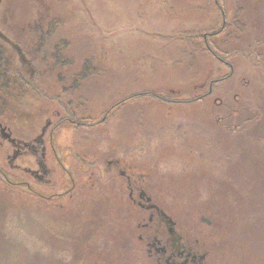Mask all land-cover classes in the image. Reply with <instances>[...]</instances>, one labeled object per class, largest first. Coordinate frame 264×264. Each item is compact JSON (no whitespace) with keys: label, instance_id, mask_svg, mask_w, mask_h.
I'll list each match as a JSON object with an SVG mask.
<instances>
[{"label":"rangeland","instance_id":"1","mask_svg":"<svg viewBox=\"0 0 264 264\" xmlns=\"http://www.w3.org/2000/svg\"><path fill=\"white\" fill-rule=\"evenodd\" d=\"M259 1L245 4L244 18L241 0H0V105L7 103L0 124L17 145L0 137V264H157L137 235L165 242L167 233L156 220L139 232L149 214L122 191L120 171L206 253L207 264H264L263 86L259 81V138L251 144L255 112L239 105L241 132L226 155L221 129L206 113L209 60L191 85L184 65L172 64L179 47L162 39L178 27L215 22L222 47L227 34V47L240 57L246 35L245 51L258 59ZM218 68L219 77L229 74L221 62ZM69 100L77 127L60 126L56 114ZM48 122L49 185L26 172L43 175L24 146ZM55 245L75 252L55 256Z\"/></svg>","mask_w":264,"mask_h":264},{"label":"flooded vegetation","instance_id":"2","mask_svg":"<svg viewBox=\"0 0 264 264\" xmlns=\"http://www.w3.org/2000/svg\"><path fill=\"white\" fill-rule=\"evenodd\" d=\"M224 24H226V21H223L222 28ZM226 40H227V34L225 35L223 39V47H222L223 59L221 60V63H222V69L228 70L229 74L223 78L224 89H223V94L219 102V105H220V111H221V115H220L221 145L223 147L221 150L227 155V151H228L227 147L235 146L234 139H236L240 135L241 130H239V127L241 125V122H240V117H239L240 116L239 104L235 105L228 97V88H229L228 78L231 77L234 71V64H233V61H230L229 56L233 57L236 49L234 48L229 49L226 45L227 44ZM222 69H220L221 72H223ZM0 71H1V67H0ZM254 78H255V83L253 87L252 99H255L256 105H255V102L252 101L251 108L255 112V114H253L254 118L251 124V126H253L252 134H251V144L259 138V135L257 134L258 132L254 131V129L260 123V119L257 116L261 115L260 109H259V106H260L259 81H258V75L256 72H255ZM261 86L263 87H260V89L264 90V85H261ZM233 101L237 102L238 99L234 97ZM68 102L69 103L65 104L64 107L62 108L61 110L62 112L57 111L56 113L58 117L63 115V120H62L63 125H60V126H66V124H68L70 126L77 127L81 123L79 124L76 121V116L78 114L76 112L77 108H75V102H72V100H69ZM2 103H3L2 105H4V107H6L7 109L6 100H3ZM3 112H5V110H2V113ZM52 126H53L52 123L48 122L47 126L42 130L41 136H39L38 139L36 140V143H32L31 145H24L29 151V153H31L34 156H37L38 159H36V165L39 168H41V172L43 173V175H39L40 173H36L30 170H26V172L29 173L37 181H43V180L46 181L45 183L48 185H49V181H47L44 178L46 177L47 174L51 175V171H50L51 166L47 163V161L45 162V159L47 157V145H45L44 137H45V133L49 129H51ZM55 127H56L55 130H52L51 134L53 136L55 135L56 137L59 133H57L56 131L58 129V126L56 125ZM0 137L5 139L9 143H11L13 146L16 145L9 131L6 128H4L1 124H0ZM247 141L244 143L243 146L247 144ZM240 143H242L241 137H240ZM28 151H25V152H28ZM54 151L55 150L53 147L52 153ZM247 151H248V147H246L244 150L245 155L248 154ZM19 153H21V151L19 152L18 150V153H15V156H17ZM226 155L222 157L224 161L227 157ZM114 165L118 167L120 163L117 162ZM61 167L64 170L63 171L64 175L68 176L71 174L70 167H68V165H66L65 162H61ZM116 167H113L109 163L108 169L110 171L112 170V172L114 171V169L118 171L119 168H116ZM239 168H241L240 165H239ZM223 170H226V169H223ZM119 175L121 176L123 180L126 179L125 183L127 184V186H125V188L127 189L124 188L122 191L124 190L125 192L127 191L128 199L130 201H133L134 204H136L140 209L146 211L149 214L148 219L146 218L142 219L140 224L138 225L137 229H139V232L141 233V231L146 230L148 227H150V224L151 223L153 224L154 221L156 220L158 222L157 224L158 227L161 228L163 233L165 234L167 233L170 236L168 237V235L166 234L168 239L165 242H162L159 239V237L156 235H149V236L148 235L145 236V234L137 235L139 242L144 243L145 241H147L146 249H147L149 258L155 257L156 259L155 263L157 264H207L206 263V259H207L206 253H203V255H201L199 251L194 249L192 244L191 245L188 244V239H186L184 236L179 234V231L177 229V223L173 222V220L171 221V219L167 216V214L163 210H161L157 205L152 203V198L148 197V195L146 194V191L142 187H133L134 186L133 181L131 177L127 175L126 171H120ZM240 181L241 183L239 184H245V185L247 184L246 181L242 183L243 181L241 178H240ZM12 184L14 185L18 183H12ZM19 184L21 183L19 182ZM221 184H224V183H221ZM202 221H205L208 223V225H210V221L205 220V219H203Z\"/></svg>","mask_w":264,"mask_h":264},{"label":"trees","instance_id":"3","mask_svg":"<svg viewBox=\"0 0 264 264\" xmlns=\"http://www.w3.org/2000/svg\"><path fill=\"white\" fill-rule=\"evenodd\" d=\"M241 1L243 2L242 5H244V7L240 6V10L242 9L241 12L242 15H244V18H247L248 12L245 8L249 9V7H245V4H249L250 0ZM261 1L264 2V0H260L259 2ZM210 13L212 14V12ZM213 21H215V18H213ZM243 27H245L246 30L247 25L244 24ZM255 27L256 26H254V28ZM216 29L218 28L215 22H212L209 26H206V22H201L191 26L178 27V29H176L175 31L168 32L170 34H164L165 36H163L162 39L171 40L179 47V52L177 53L179 55L175 56L176 60L172 64H174V66L176 67L184 65V69L187 70L186 74L190 75L188 81L189 83H191V85L196 83L202 77L203 66H206V60H209L211 69L209 75L207 76V79L209 80L210 78V80L212 79V81L209 84L211 92L210 94H207L206 97H204L206 98V113L209 115L212 122H214L216 127L215 129H220L221 111L219 102L223 94L222 85L224 84V80L223 78H221L222 76L219 77L217 75V72L219 70V63L223 59V54L222 43L217 38L221 29L218 31H216ZM245 36L241 40L242 43H240L243 46L242 51L244 54L240 55V57L236 54L238 56V59H241L240 61H242L240 62V65L237 66L232 60L236 56L235 54V56L233 57L229 56L230 61H233L234 71L231 77L228 78V97L235 105L239 103L243 110H249V108L251 109L252 105L251 98L255 83V72L258 75V81L261 82V85H264V54H262V56H259L260 58L257 59L254 54L245 51L248 48L246 47L248 41L247 37ZM255 37L256 38H254L255 40L253 44L255 43L257 51H264V31H261L259 35H255ZM195 61H199V67L197 71L193 69V63ZM188 90L192 91L191 87L188 88ZM234 97L238 99L237 102L233 101ZM198 99L204 100L203 97H200ZM102 142H104V139L100 140L99 146L103 145ZM37 230L41 231L40 228H38ZM44 231L47 230L45 229ZM48 234L50 233L48 232ZM30 237L34 238L35 240L37 239L35 234L30 235ZM39 245V248L35 250L37 252H41L42 250H44V247H41V244ZM54 247L55 248L53 253L55 256H61L64 253L73 255V253L75 252V250L71 248L65 249L61 248L60 246L57 247L56 245ZM45 250L46 253L50 252V250H48L47 248H45ZM35 251H32L33 254L35 253ZM29 255L31 256V254ZM33 256L35 257V254Z\"/></svg>","mask_w":264,"mask_h":264}]
</instances>
